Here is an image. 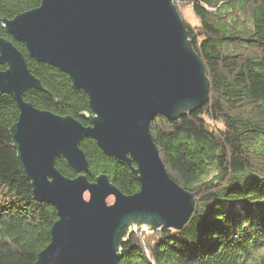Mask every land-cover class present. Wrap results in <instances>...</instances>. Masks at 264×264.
I'll use <instances>...</instances> for the list:
<instances>
[{
	"label": "water",
	"instance_id": "water-1",
	"mask_svg": "<svg viewBox=\"0 0 264 264\" xmlns=\"http://www.w3.org/2000/svg\"><path fill=\"white\" fill-rule=\"evenodd\" d=\"M30 55L66 72L90 98L84 125L27 102L42 88L24 54L0 36V95H13L20 114L11 136L35 198L52 204L58 219L36 264H118L131 230L181 229L196 195L168 172L150 126L157 115L177 119L210 98L205 64L189 38L176 0H42L3 20ZM96 139L110 156L134 161L141 188L126 194L107 174L88 179L80 144ZM65 158L78 174L56 166Z\"/></svg>",
	"mask_w": 264,
	"mask_h": 264
},
{
	"label": "trees",
	"instance_id": "trees-1",
	"mask_svg": "<svg viewBox=\"0 0 264 264\" xmlns=\"http://www.w3.org/2000/svg\"><path fill=\"white\" fill-rule=\"evenodd\" d=\"M185 1L197 21L183 16ZM41 3L0 0V36L24 54L42 86L23 97L89 126L94 113L88 93L60 68L33 58L3 22ZM176 5L205 64L210 98L177 119L157 115L150 131L169 174L195 193V210L181 229L131 230L118 264H264V0H176ZM19 114L13 95L1 94L0 264H36L58 219L52 204L35 198L18 157L11 127ZM80 146L89 180L107 174L126 194L140 190L134 161L107 155L92 137ZM56 166L68 177L78 175L63 157Z\"/></svg>",
	"mask_w": 264,
	"mask_h": 264
},
{
	"label": "rangeland",
	"instance_id": "rangeland-1",
	"mask_svg": "<svg viewBox=\"0 0 264 264\" xmlns=\"http://www.w3.org/2000/svg\"><path fill=\"white\" fill-rule=\"evenodd\" d=\"M180 8H181L183 16L186 19H188L191 22L197 21L196 15L194 14V11H193L191 5H189L186 1L184 3H182V4H180ZM139 230L147 232V231H149V228L139 229ZM139 230H135V231H139Z\"/></svg>",
	"mask_w": 264,
	"mask_h": 264
}]
</instances>
